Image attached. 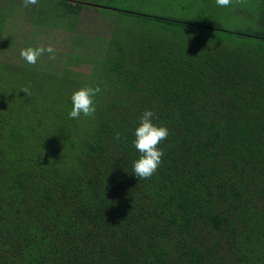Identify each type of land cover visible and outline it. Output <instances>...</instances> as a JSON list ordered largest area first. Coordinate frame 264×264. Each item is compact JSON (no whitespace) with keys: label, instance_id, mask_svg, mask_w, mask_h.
Masks as SVG:
<instances>
[{"label":"trees","instance_id":"16d2710c","mask_svg":"<svg viewBox=\"0 0 264 264\" xmlns=\"http://www.w3.org/2000/svg\"><path fill=\"white\" fill-rule=\"evenodd\" d=\"M258 6L245 32L99 7L151 29L121 41L116 25L99 62L87 59L106 74L90 117L69 118L71 97L32 65L0 62V264H264ZM145 110L169 135L140 180L132 142Z\"/></svg>","mask_w":264,"mask_h":264},{"label":"rangeland","instance_id":"374dc122","mask_svg":"<svg viewBox=\"0 0 264 264\" xmlns=\"http://www.w3.org/2000/svg\"><path fill=\"white\" fill-rule=\"evenodd\" d=\"M212 2L213 0H38L36 5L26 8L22 0H0V62L22 66L26 61L20 56L21 49L52 45L56 49V59L50 60L46 53L38 59L36 65H32L44 87L55 89V96L69 98L83 86L98 85L101 92L95 98L105 99L106 74L101 70L93 72V64L99 62L95 58L103 54L102 49L111 42L113 28L118 26L116 40L120 38L121 41L125 37L137 38L139 34L148 33L151 28L143 29L130 17H122L115 12L110 14L99 7L129 8L197 25L217 22L226 30L235 31L239 28L245 32L248 28L254 31L259 15L258 5L264 0H232L228 7H211ZM64 3L68 5V9H65ZM77 3H83V10L75 16L77 9L71 8V5ZM180 5H185L186 10H182ZM242 8H246L245 12ZM208 9H211L213 15L208 14ZM109 64L110 60L108 66ZM0 71L4 73L3 65H0Z\"/></svg>","mask_w":264,"mask_h":264},{"label":"clouds","instance_id":"9594fccd","mask_svg":"<svg viewBox=\"0 0 264 264\" xmlns=\"http://www.w3.org/2000/svg\"><path fill=\"white\" fill-rule=\"evenodd\" d=\"M232 0H216L219 7H228ZM24 7L36 5L38 0H22ZM48 54L50 60L56 59V49L52 45L27 47L21 49L20 56L29 65H36L38 59ZM20 91L31 95L28 87H23ZM101 92L99 86L92 87L86 85L76 90L71 95L72 109L68 113L69 118L79 119L81 114L85 117L92 116L96 111L94 97ZM155 113L151 110H145L139 118L138 126L135 129L133 146L140 153V156L132 164V173L140 180H146L153 176L162 163L164 155L159 147L160 143L167 139L169 130L165 126H159L153 123ZM121 134H116V139H120Z\"/></svg>","mask_w":264,"mask_h":264}]
</instances>
